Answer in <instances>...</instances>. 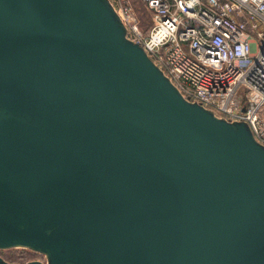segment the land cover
<instances>
[{"label":"water","instance_id":"1","mask_svg":"<svg viewBox=\"0 0 264 264\" xmlns=\"http://www.w3.org/2000/svg\"><path fill=\"white\" fill-rule=\"evenodd\" d=\"M19 247L45 260L0 264H264V144L184 97L111 0H0V250Z\"/></svg>","mask_w":264,"mask_h":264},{"label":"built area","instance_id":"2","mask_svg":"<svg viewBox=\"0 0 264 264\" xmlns=\"http://www.w3.org/2000/svg\"><path fill=\"white\" fill-rule=\"evenodd\" d=\"M142 1L152 19L147 31L130 5H114L127 36L184 97L246 120L264 144V0Z\"/></svg>","mask_w":264,"mask_h":264},{"label":"rangeland","instance_id":"3","mask_svg":"<svg viewBox=\"0 0 264 264\" xmlns=\"http://www.w3.org/2000/svg\"><path fill=\"white\" fill-rule=\"evenodd\" d=\"M112 1L117 8H119L122 5H130L136 14V20L139 22L142 30L147 31L149 29L152 23V19H151V14L148 11L144 1L142 0H112ZM240 91H242V88L240 89ZM240 91H239V95L242 96L243 93ZM0 254L6 257H11L12 259H16L20 263H24L31 259L45 260V256L43 254L22 247L2 249L0 250Z\"/></svg>","mask_w":264,"mask_h":264},{"label":"flooded vegetation","instance_id":"4","mask_svg":"<svg viewBox=\"0 0 264 264\" xmlns=\"http://www.w3.org/2000/svg\"><path fill=\"white\" fill-rule=\"evenodd\" d=\"M0 256H2L3 258H5L8 261H17V260H13L11 257H6L0 254ZM18 262V261H17Z\"/></svg>","mask_w":264,"mask_h":264},{"label":"trees","instance_id":"5","mask_svg":"<svg viewBox=\"0 0 264 264\" xmlns=\"http://www.w3.org/2000/svg\"><path fill=\"white\" fill-rule=\"evenodd\" d=\"M29 258H31V257H29ZM29 258H28V259H29ZM13 260H16V259H13Z\"/></svg>","mask_w":264,"mask_h":264}]
</instances>
